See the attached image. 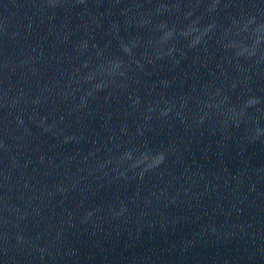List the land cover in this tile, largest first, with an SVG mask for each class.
<instances>
[{
	"label": "water",
	"instance_id": "obj_1",
	"mask_svg": "<svg viewBox=\"0 0 264 264\" xmlns=\"http://www.w3.org/2000/svg\"><path fill=\"white\" fill-rule=\"evenodd\" d=\"M0 264H264V0H0Z\"/></svg>",
	"mask_w": 264,
	"mask_h": 264
}]
</instances>
